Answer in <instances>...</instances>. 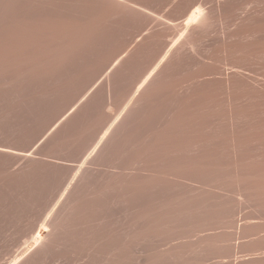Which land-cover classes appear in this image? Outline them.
<instances>
[{
    "label": "rangeland",
    "instance_id": "1",
    "mask_svg": "<svg viewBox=\"0 0 264 264\" xmlns=\"http://www.w3.org/2000/svg\"><path fill=\"white\" fill-rule=\"evenodd\" d=\"M93 1L0 0V264H264V0Z\"/></svg>",
    "mask_w": 264,
    "mask_h": 264
},
{
    "label": "bare ground",
    "instance_id": "2",
    "mask_svg": "<svg viewBox=\"0 0 264 264\" xmlns=\"http://www.w3.org/2000/svg\"><path fill=\"white\" fill-rule=\"evenodd\" d=\"M85 1H86V0H85ZM87 1H88V0H87ZM92 1H93V0H92ZM116 1H117V0H116ZM93 2H94V1H93ZM125 2H126V1H125ZM118 3H119V2H118ZM89 4H90V3H89ZM91 4H92V2H91ZM104 4H105V3H104ZM120 4H121V3H120ZM120 4H119V6H120ZM123 4H125V3H123ZM94 5H95V4H94ZM108 5H109V4H108ZM130 5H131V4H130ZM1 6H2V5H1ZM102 6H103V4H102ZM136 6H137V5H136ZM5 7H6V6H5ZM86 7H88V6H86ZM99 7H100V6H99ZM107 7H108V6H107ZM134 7H135V6H134ZM90 8H91V7H90ZM138 8H139V7H138ZM202 8H203V7H202ZM87 9H88V8H87ZM1 10H2V9H1ZM16 10H17V9H16ZM137 10H139V9H137ZM137 10H136V11H137ZM198 10H200V8H199ZM202 10H203V9H202ZM118 11H119V10H118ZM139 11H140V10H139ZM80 12H81V11H80ZM102 12H103V11H102ZM142 12H144V11H142ZM192 12H193V11H192ZM195 12H196V11H194V14L191 15V19H194V20L197 21V18H198L199 13H198V12L195 13ZM205 12H206V11H205ZM82 13H83V12H82ZM89 14H90V13H89ZM109 14H110V13H109ZM187 14H188V13H187ZM202 14H203V13H202ZM107 15H108V14H107ZM107 15H106V16H107ZM184 15H186V13H185ZM3 16H4V15H3ZM79 16H80V15H79ZM100 16H101V15H100ZM156 16H157V15H156ZM200 16H201V15H200ZM36 17H37V16H36ZM38 17H40V16H38ZM183 17H184V16H183ZM43 18H44V17H43ZM81 18H82V17H81ZM110 18H112V17H110ZM163 18H164V17H163ZM179 18H180V17H179ZM184 18H185V17H184ZM184 18H183V19H184ZM186 18H188V17H186ZM31 19H32V18H31ZM39 19H40V18H39ZM136 19H137V18H136ZM147 19H148V18H147ZM20 20H21V19H20ZM33 20H34V19H33ZM97 20H98V18H97ZM157 20H158V19H157ZM178 20H179V19H178ZM10 21H11V20H10ZM53 21H55V20H53ZM88 21H89V20H88ZM95 21H96V20H95ZM160 21H161V20H160ZM169 21H171V20H169ZM169 21H168V22H169ZM175 21H176V20H175ZM207 21H208V19H207ZM22 22H23V21H22ZM96 22H97V21H96ZM118 22H119V21H118ZM155 22H156V21H155ZM168 22H166V23L168 24ZM186 22H187V21H186ZM188 22H189V21H188ZM9 23H10V22H9ZM43 23H44V21H43ZM99 23H100V22H99ZM111 23H112V21H111ZM111 23H110V24H111ZM127 23H128V22H127ZM141 23H142V22H141ZM189 23H190V22H189ZM189 23H187V25H188ZM207 23H208V22H207ZM90 24H92V22H90ZM97 24H98V22H97ZM123 24H124V23H123ZM125 24H126V23H125ZM27 25H28V24H27ZM30 25H31V24H30ZM58 25H59V24H58ZM111 25H112V24H111ZM120 25H121V24H120ZM150 25H151V24H150ZM191 25H192V24H191ZM194 25H195V24H194ZM202 25H203V24H202ZM28 26H29V25H28ZM70 26H71V25H70ZM78 26H79V25H78ZM169 26H170V24H169ZM71 27H72V26H71ZM76 27H77V25H76ZM87 27H88V26H87ZM199 27H200V26H199ZM16 28H17V27H16ZM22 28H23V27H22ZM28 28H29V27H28ZM59 28H61V27H59ZM162 28H163V27H162ZM164 28H165V27H164ZM173 28H174V27H173ZM185 28H186V27H185ZM188 28H189V26H188ZM188 28H186V29H188ZM90 29H91V27H90ZM148 29H149V28H148ZM158 29H159V28H158ZM204 29H205V28H204ZM82 30H83V29H82ZM170 30H171V29H170ZM15 31H16V30H15ZM20 31H21V30H20ZM23 31H24V30H23ZM31 31H32V30H31ZM73 31H74V30H73ZM186 31H187V30H186ZM186 31H185V32H186ZM12 32H13V31H12ZM41 32H42V30L40 31V33H41ZM43 32H44V31H43ZM51 32H52V31H51ZM177 32H178V31H177ZM38 33H39V32H38ZM60 33H62V32H60ZM69 33H70V32H69ZM142 33H143V32H142ZM180 33H181V32H180ZM13 34H14V33H13ZM22 34H23V33H22ZM41 34H42V33H41ZM145 34H146V33H145ZM167 34H168V32H167ZM170 34H171V33H170ZM5 35H7V34H5ZM9 35H10V34H9ZM44 35H47V34H44ZM44 35H43V36H44ZM49 35H51V34H49ZM157 35H158V34H157ZM180 35H181V34H180ZM11 36H12V35H11ZM36 36H37V35H36ZM141 36H142V35H141ZM155 36H156V35H155ZM6 37H7V36H6ZM13 37H14V35L12 36V38H13ZM71 37H72V36H71ZM168 37H169V36H168ZM57 38H58V37H57ZM63 38H64V37H63ZM157 38H158V37H157ZM164 38H165V37H164ZM16 39H17V38H16ZM29 39H30V37H29ZM34 39H35V38H34ZM43 39H44V38H43ZM69 39H70V38H69ZM149 39H150V38H149ZM159 39H160V37H159ZM161 39H163V38H161ZM9 40H10V39H9ZM13 40H14V39H13ZM20 40H21V39H20ZM35 40H36V39H35ZM35 40H34V41H35ZM45 40H46V39H45ZM60 40L62 41V38H61ZM156 40H157V39H156ZM171 40H172V39H171ZM183 40H185V39H182V41H183ZM5 41H6V40H5ZM61 41H60V42H61ZM173 41H174V40H173ZM176 41H177V40H176ZM180 41H181V39H180ZM180 41H178L179 44H180ZM32 42H33V41H32ZM36 42H37V41H36ZM54 42H55V41H54ZM56 42H58V41H56ZM70 42H71V41H70ZM72 42H73V41H72ZM174 42H175V41H174ZM183 42H184V41H183ZM185 42H186V41H185ZM68 43H69V42H68ZM149 43H151V42H149ZM155 43H156V42H155ZM155 43H154V44H155ZM157 43H158V42H157ZM11 44H12V43H11ZM43 44H44V43H43ZM65 44H66V43H65ZM76 44H77V43H76ZM76 44H75V45H76ZM0 45H1V44H0ZM13 45H14V44H13ZM15 45H16V44H15ZM139 45H140V44H139ZM151 45H152V44H151ZM155 45H156V44H155ZM180 45H181V44H180ZM26 46H27V45H26ZM71 46H72V45H71ZM73 46H74V44H73ZM153 46H154V45H153ZM150 47H152V46H150ZM69 48H70V47H69ZM74 48H75V46H74ZM74 48H73V50H74ZM40 49H41V48H40ZM48 49H49V48H48ZM48 49H47V52H48V51L50 52L51 50H50V49L48 50ZM2 50H3V49H2ZM23 50H24V49H23ZM36 50H37V49H36ZM43 50H45V49H42V51H40V52L45 53ZM71 50H72V49H71ZM129 50H130V49H129ZM58 51H59V50H58ZM12 52H13V51H12ZM23 52H24V51H23ZM35 52H36V51H35ZM54 52H56V51H54ZM54 52H53V53H54ZM16 53H17V51H16ZM53 53H52V54H53ZM56 53H57V52H56ZM65 53H66V52H65ZM39 54H41V53H39ZM39 54H38V55H39ZM46 54H47V53H46ZM46 54H45V55H46ZM49 54H50V53H48V55H49ZM83 54H84V53H83ZM3 55H5V53H4ZM17 55H18V54H17ZM55 55H56V54H55ZM59 55H60V54H59ZM123 55H124V54H123ZM5 56H7V54H6ZM5 56H4V57H5ZM12 56H13V54H12ZM15 56H16V55H15ZM33 56H34V53H33ZM41 56H43V55L41 54ZM57 56H58V54L55 56V58H56ZM135 56H136V55H135ZM7 57H8V56H7ZM9 57H10V56H9ZM39 57H40V55H39ZM49 57H50V56H49ZM51 57H53V56H51ZM51 57H50L49 59H51ZM59 57H62V56H59ZM74 57H75V56H74ZM120 57H121V56H120ZM45 58H46V57H45ZM47 58H48V57H47ZM47 58H46V59H47ZM53 58H54V57H53ZM57 58H58V57H57ZM133 58H134V57H133ZM12 59H13V58H12ZM21 59H22V58H21ZM72 59H73V57H72ZM77 59H78V58H77ZM8 60H10V59H7V61H8ZM15 60H16V59H15ZM30 60H31V59H30ZM136 60H137V59H136ZM38 61L40 62V61H42V59H41V60L38 59ZM38 61H37V62H38ZM43 61H44V60H43ZM74 61L77 62V60H75V59H74ZM74 61L72 60V62H74ZM118 61H120V59H118ZM39 62H38V63H39ZM46 62H47V61H46ZM78 62H79V61H78ZM78 62H77V63H78ZM116 62H117V61H116ZM120 62H121V64H122V61H120ZM120 62H119V63H120ZM40 63H43V62H40ZM61 63H62V62H61ZM70 63H71V62H70ZM70 63H69V64H70ZM105 63H106V62H105ZM107 63H108V62H107ZM119 63H118V64H119ZM8 64H9V63H8ZM8 64H7V65H8ZM13 64H14V63H13ZM15 64H16V63H15ZM51 64H52V63L50 62L49 65H51ZM66 64H67V63H66ZM72 64H73V63H71L70 65H72ZM103 64H104V63H103ZM128 64H129V63H128ZM5 65H6V64H5ZM7 65L5 66L6 71H7ZM56 65H58V64L56 63ZM74 65H75V64H74ZM0 66H1V65H0ZM2 66H3V65H2ZM10 66H11V65H10ZM13 66H14V65H13ZM36 66H38V65H36ZM36 66H35V67H36ZM44 66H45L44 68H47V67H46V63H44ZM54 66H55V65H54ZM114 66H115V65H114ZM116 66H117V65H116ZM127 66H128V65H127ZM31 67H32V66H30V68H31ZM40 67H41V69H43V66H40ZM40 67H39V69H40ZM52 67H53V66H52ZM67 67L69 68L68 65H67ZM70 67H71V66H70ZM72 67H73V65H72ZM121 67H122V66H121ZM12 68H13V67H12ZM36 68H37V67H36ZM112 68H114V67H112ZM117 68H118V67H117ZM117 68H116V69H117ZM15 69H16V67H15ZM31 69H32V68H31ZM49 69H50V68H49ZM108 69H109V68H108ZM9 70H10V69H9ZM29 70H30V69H29ZM45 70H46V69H45ZM50 70H52V69H50ZM67 70H68V69H67ZM98 70H100V69H98ZM111 70H113V69H111ZM111 70H110V71H111ZM114 70H115V69H114ZM123 70H124V69H123ZM127 70H128V69H127ZM124 71H126V70H124ZM120 72H121V71H120ZM126 72H127V71H126ZM36 73H37V72H36ZM36 73H35V75H36ZM41 73H42V72H41ZM65 73H66V72H65ZM32 74H34V73H32ZM37 74H38V73H37ZM116 74H117V73H116ZM119 74H120V73H119ZM121 74H122V73H121ZM30 75H31V74H30ZM43 75H44V74H43ZM109 75H110V74H108V77H107V78H108V82L110 83L111 78L109 77ZM90 76H92V75H90ZM93 77H95V75H94ZM34 79H35V78H34ZM36 79H37V78H36ZM30 80H31V79H30ZM47 81H48V80H47ZM111 81H112V80H111ZM114 82H115V81H114ZM118 82H119V81H118ZM109 83H108V87H110V86H109ZM115 83H116V82H115ZM115 83H112V84H110V85H113V84H115ZM115 85H116V84H115ZM111 87L113 88V86H111ZM112 88H111V89H112ZM121 88H122V87H121ZM114 89H115V88H114ZM110 92H111V91H110ZM108 94H109V93H108ZM111 94H112V93H111ZM109 98H110V97H109ZM116 100H117V98H116ZM117 101H118V100H117ZM118 102H119V101H118ZM80 103H81V102H80ZM106 105H107V104H106ZM110 105H111V104H110ZM84 106H85V105H83L82 107H84ZM116 106H117V105H116ZM118 106H119V104H118ZM182 107H183V106H182ZM182 107H181V108H182ZM74 108H75V107H74ZM112 108H113V106H112ZM181 108H180V109H181ZM184 108H185V107H184ZM110 109H111V108H110ZM118 109H120V108H117V109H115V110H118ZM72 110H73V109H72ZM109 111H110V110H109ZM69 114H70V113H69ZM38 235H39V234H38ZM36 237H37V236H36ZM39 237H40V236H39ZM32 239H33V238H32ZM37 239H38V237H37ZM33 240H34V239H33ZM33 243H34V242H33ZM36 243H37V242H36ZM28 245H29V244H28Z\"/></svg>",
    "mask_w": 264,
    "mask_h": 264
}]
</instances>
